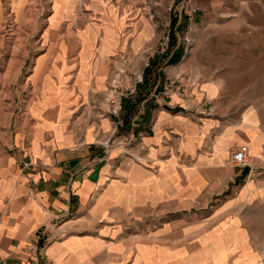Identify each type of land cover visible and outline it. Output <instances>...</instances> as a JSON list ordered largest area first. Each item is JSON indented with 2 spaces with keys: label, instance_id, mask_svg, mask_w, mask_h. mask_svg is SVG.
I'll use <instances>...</instances> for the list:
<instances>
[{
  "label": "crops",
  "instance_id": "crops-1",
  "mask_svg": "<svg viewBox=\"0 0 264 264\" xmlns=\"http://www.w3.org/2000/svg\"><path fill=\"white\" fill-rule=\"evenodd\" d=\"M127 37L129 46L121 48V37L86 27L64 49H56L55 40L43 68L34 58L24 105L36 108L0 144V257L4 264H254L264 238L242 221L183 225L180 211L238 174L227 162V149L240 138L221 145L204 132L198 113H191L199 99L155 103L148 100L151 87L139 88L137 100L147 99L146 109L134 126L146 134L128 145H104L113 125L110 75L120 67L136 69L147 52L135 30ZM166 66L160 70L166 73ZM202 146L211 156L202 155ZM22 158L41 166L22 171ZM169 205L181 217L155 233L164 240L152 230L130 231L138 218L163 215ZM223 255L232 258L220 263L216 258Z\"/></svg>",
  "mask_w": 264,
  "mask_h": 264
},
{
  "label": "rangeland",
  "instance_id": "rangeland-1",
  "mask_svg": "<svg viewBox=\"0 0 264 264\" xmlns=\"http://www.w3.org/2000/svg\"><path fill=\"white\" fill-rule=\"evenodd\" d=\"M173 16H177V24L183 21L179 27H184L175 29V40L170 41ZM86 27L96 35L106 34L109 39L121 37V48L125 42L129 46L127 36L135 30L144 43L140 50L147 49L138 60L137 70L120 67L110 75L109 82L118 70H124L121 80L125 85L130 76L142 74V83L126 98L118 119L113 117L108 104L112 128L114 121L122 124H117L118 132L109 138L121 139L122 143L114 145H128L143 137L137 136L130 120V116L137 118L146 109L147 99L143 103L137 100V95L143 94L138 93L139 88H148L149 92L151 87L148 100L155 103L190 95L199 99L191 113H198L204 132L216 137L221 145L229 137L240 138L239 144L227 149V162L231 163L230 155L240 144L248 145L256 153L248 152V160L243 164L231 163L238 174L216 194L180 211L184 213L183 225H209L219 219L242 221L255 236L264 238V0H0V144L6 134L15 132L20 117L32 114L36 108L24 105L34 58L43 68L55 40L56 49H64L65 41L78 39ZM180 47L181 58L168 63L167 49L172 54ZM143 56H147L144 62ZM163 63L167 65L166 73L160 70ZM147 68L149 72L145 73ZM129 105H133L132 109ZM124 130L129 133L124 134ZM203 150L207 147L202 146V155L211 156ZM37 161L22 158L17 165L37 163L24 167L25 171L41 166ZM223 205L225 209L220 211ZM168 208L163 215L154 211L147 217L136 218L130 231L140 235L152 230L154 237L164 240L162 234L155 233L163 224L176 226L181 217L171 205ZM218 211L221 214L217 217L214 213ZM45 231L50 232L47 227ZM190 232L186 230V236ZM253 246L257 248L256 243ZM258 254L254 264H264V247L255 250ZM221 258L216 259L221 263L232 257Z\"/></svg>",
  "mask_w": 264,
  "mask_h": 264
},
{
  "label": "built area",
  "instance_id": "built-area-1",
  "mask_svg": "<svg viewBox=\"0 0 264 264\" xmlns=\"http://www.w3.org/2000/svg\"><path fill=\"white\" fill-rule=\"evenodd\" d=\"M148 64V59L145 62V65ZM125 71L124 70H118V74L117 75H113L112 81L109 82V86L110 87V93L112 91V93L108 95L107 98V102L110 106V112L113 115V117H116L118 119L120 111L123 107L124 101L126 100V98H129L130 95L135 91L136 87H138L139 84L142 83V74H137L134 77L130 76L131 78L129 80H127L126 84L124 85L122 83V78L125 76ZM132 79V80H131ZM125 105V104H124ZM136 117V116H135ZM134 116H130V120H131V125L134 126L136 125V119ZM136 121V122H135ZM121 124V122L119 121H114V126L112 128V136H114V134L117 131V124ZM135 123V124H134ZM137 136L138 137H142L146 134V131H144L143 129L136 131ZM121 139L118 138L117 141H114L112 139H108L104 145H114V144H120ZM248 145L246 144H240L238 146H236L231 155H230V162L234 165H240L245 163L248 160ZM33 165H37V163H31V162H24L22 164V167L20 166V169L23 170L24 167L26 166H33ZM50 238L47 235V238H45L46 241H48ZM0 264H4V260L0 257Z\"/></svg>",
  "mask_w": 264,
  "mask_h": 264
},
{
  "label": "trees",
  "instance_id": "trees-1",
  "mask_svg": "<svg viewBox=\"0 0 264 264\" xmlns=\"http://www.w3.org/2000/svg\"><path fill=\"white\" fill-rule=\"evenodd\" d=\"M177 21H178L177 16H173L172 19H171V22H170V25H171V33L169 34L170 35V41H174L175 40V29L181 30L184 27L183 24L179 27V25L183 21L182 22L180 21L181 23L179 22L178 24H177ZM175 25H176V27H175ZM170 48H171V45H170ZM170 48H168L167 52H166L167 54H169L168 55L169 58L167 57V59H168L167 62L170 63V62L178 61L181 58L182 54H183L182 47H180L177 50H175L174 52H172V54L169 51ZM147 72H149L148 68L145 70V73H147ZM132 107H133V105H129L128 106L129 109H132Z\"/></svg>",
  "mask_w": 264,
  "mask_h": 264
}]
</instances>
